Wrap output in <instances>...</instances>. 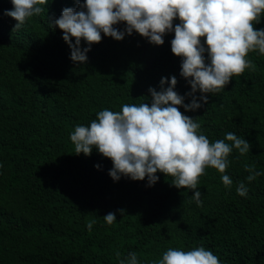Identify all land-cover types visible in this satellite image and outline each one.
<instances>
[{"label": "trees", "instance_id": "trees-1", "mask_svg": "<svg viewBox=\"0 0 264 264\" xmlns=\"http://www.w3.org/2000/svg\"><path fill=\"white\" fill-rule=\"evenodd\" d=\"M84 3L47 0L37 5L44 11L15 29L18 22L6 14L11 0H0V264H120L132 252L138 264H154L170 248L200 247L221 264H264V54L249 52L255 70L233 76L221 91L192 93L191 78L181 76L183 58L171 51L177 18L162 45L135 30L127 34L120 22L113 27L122 40L103 33L90 46L81 40L87 60L73 62L54 21L65 8L86 11ZM254 28L264 29V14ZM201 45L209 64L203 38ZM173 76L184 104H201L194 111L178 106L200 125L198 134L214 143L232 132L251 145L244 155L233 148L225 173L205 168L196 189L200 206L195 190L176 188L175 178L161 172L153 185L147 177L114 181L110 159L95 147L76 154L70 139L99 111L151 106L149 90L161 91L162 78L166 89ZM245 165L261 175L249 182ZM240 183L246 196L237 194ZM108 213L116 215L111 225Z\"/></svg>", "mask_w": 264, "mask_h": 264}, {"label": "clouds", "instance_id": "clouds-1", "mask_svg": "<svg viewBox=\"0 0 264 264\" xmlns=\"http://www.w3.org/2000/svg\"><path fill=\"white\" fill-rule=\"evenodd\" d=\"M14 8L6 14L21 27L26 19L39 15L47 0H11ZM86 11L65 8L62 15L54 21L64 33L63 39L70 46L73 62L84 63L86 52L80 50L81 40L90 46L99 43L101 33L115 40H122L124 33L113 26L124 22L126 32L133 30L149 38L151 43L162 45L163 36L173 31V21L180 23L174 27V39L171 51L182 57L181 76L189 80L192 93L197 90L202 94L216 93L225 88L233 76H239L245 69L255 70V65L247 59L249 52L258 50L264 54V29L256 30L254 23L260 22L264 14V0H85L82 5ZM75 38V45L72 44ZM205 40L210 63H205ZM161 91L150 89L152 103L140 105L125 104L120 112L102 110L89 127L77 126L70 139L75 145L76 154L89 155L93 147L103 157L110 159L113 169L110 176L118 181L121 175L132 180L148 178L149 185L157 182V172L174 177L176 188L192 189L197 206L202 204L201 192L196 190L200 176L206 167H212L221 174L228 168V156L233 148L241 155L250 151L251 145L236 134L229 132L224 140L214 143L198 134L200 125L186 115L201 104L193 98L190 104H184V97L174 88L176 78L170 79V86L163 85ZM200 99L208 102L206 95ZM231 142V144L226 143ZM250 173L249 182L261 175L254 166L245 165ZM226 188L233 181L228 175L221 176ZM239 196H246L248 190L244 183L236 189ZM107 224L116 221L114 213L104 216ZM94 221L87 224L91 230ZM120 256V253H117ZM120 264H138L137 254L129 253ZM154 264H221L211 251L203 247L189 251L168 249Z\"/></svg>", "mask_w": 264, "mask_h": 264}]
</instances>
